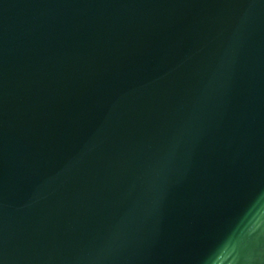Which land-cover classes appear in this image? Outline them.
<instances>
[{
	"label": "water",
	"instance_id": "95a60500",
	"mask_svg": "<svg viewBox=\"0 0 264 264\" xmlns=\"http://www.w3.org/2000/svg\"><path fill=\"white\" fill-rule=\"evenodd\" d=\"M0 264H264V0H0Z\"/></svg>",
	"mask_w": 264,
	"mask_h": 264
}]
</instances>
